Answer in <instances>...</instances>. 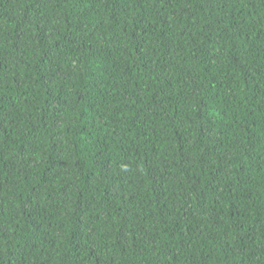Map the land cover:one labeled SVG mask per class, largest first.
<instances>
[{
	"label": "trees",
	"instance_id": "16d2710c",
	"mask_svg": "<svg viewBox=\"0 0 264 264\" xmlns=\"http://www.w3.org/2000/svg\"><path fill=\"white\" fill-rule=\"evenodd\" d=\"M0 264H264V0H0Z\"/></svg>",
	"mask_w": 264,
	"mask_h": 264
}]
</instances>
